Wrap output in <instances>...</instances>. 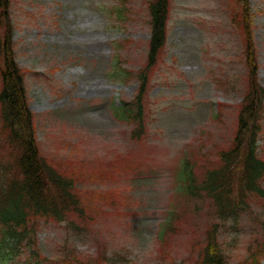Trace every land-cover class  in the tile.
<instances>
[{
  "label": "rangeland",
  "instance_id": "374dc122",
  "mask_svg": "<svg viewBox=\"0 0 264 264\" xmlns=\"http://www.w3.org/2000/svg\"><path fill=\"white\" fill-rule=\"evenodd\" d=\"M249 7L264 86V0H249ZM10 12L15 60L26 70L41 152L79 171V188H118L128 196L124 204L104 205L91 222L42 221L34 245L52 261L69 251L82 257L99 251L104 264H193L213 215L206 200L180 195L179 170L186 158L207 164L212 147L231 138L246 75L232 1L171 0L166 47L148 89L143 142L131 139L130 123L113 105L135 92L149 37L146 0H11ZM115 59L129 77H116ZM258 144L264 150V127ZM137 161L134 178L127 172L95 175L121 172L122 164ZM255 203L254 216L242 213L219 228L227 264L245 257L260 230L254 217L264 219V204ZM177 211V232L159 238L161 221Z\"/></svg>",
  "mask_w": 264,
  "mask_h": 264
},
{
  "label": "trees",
  "instance_id": "16d2710c",
  "mask_svg": "<svg viewBox=\"0 0 264 264\" xmlns=\"http://www.w3.org/2000/svg\"><path fill=\"white\" fill-rule=\"evenodd\" d=\"M231 1L232 21L241 35L246 67L244 92L236 104L231 138L212 147L207 164L198 165L186 158L179 170L180 195L189 200H206L213 215L198 243L193 264H227L219 237L221 224L236 222L242 213L254 216L255 202L264 204V150L258 144L264 127V86L257 77L249 0ZM10 2L0 0V262L10 264L14 259L23 264H104L106 255L99 251L87 257L69 251L52 261L34 245L36 229L42 221L91 222L104 205L124 204L128 196L118 188H79V171L41 152L28 103L26 70L15 60ZM116 11L121 13V6ZM146 11L149 37L145 60L135 72L134 95L113 105V110L130 123L131 139L136 142H143L149 131L148 89L166 47L171 0H146ZM115 61L116 77H129L130 71ZM138 163L122 164L121 172L102 169L95 175L103 179L127 172L131 179L141 166ZM179 218L178 211L167 212L160 223L159 238L167 232H177ZM254 218L260 230L238 264H264V219Z\"/></svg>",
  "mask_w": 264,
  "mask_h": 264
}]
</instances>
